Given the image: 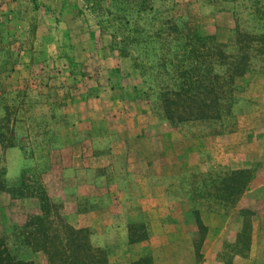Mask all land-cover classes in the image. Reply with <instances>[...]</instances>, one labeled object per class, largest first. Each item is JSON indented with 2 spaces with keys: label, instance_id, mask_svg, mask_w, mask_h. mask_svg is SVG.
<instances>
[{
  "label": "rangeland",
  "instance_id": "1",
  "mask_svg": "<svg viewBox=\"0 0 264 264\" xmlns=\"http://www.w3.org/2000/svg\"><path fill=\"white\" fill-rule=\"evenodd\" d=\"M251 3L152 6L184 34L225 42L235 25L255 32ZM260 57L234 79L227 114L176 122L82 0H0V239L9 253L46 264L18 236L41 191L109 264L141 255L264 264Z\"/></svg>",
  "mask_w": 264,
  "mask_h": 264
},
{
  "label": "trees",
  "instance_id": "2",
  "mask_svg": "<svg viewBox=\"0 0 264 264\" xmlns=\"http://www.w3.org/2000/svg\"><path fill=\"white\" fill-rule=\"evenodd\" d=\"M82 0L111 45L133 69L146 77L163 115L176 122L219 119L230 110L233 82L250 69V59L264 60V0L250 4L255 32L235 25L225 42L210 35L184 34L171 17L152 6L154 0ZM38 211L18 231L19 244L41 253L46 264H109L105 253L89 244L85 229H74L38 191ZM198 228L202 229L201 225ZM142 234L131 241L140 240ZM0 264H33L17 259L0 239ZM130 264H150L139 256Z\"/></svg>",
  "mask_w": 264,
  "mask_h": 264
}]
</instances>
